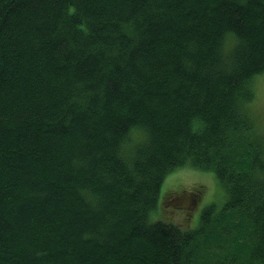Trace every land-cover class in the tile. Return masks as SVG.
I'll return each instance as SVG.
<instances>
[{
    "label": "trees",
    "instance_id": "trees-1",
    "mask_svg": "<svg viewBox=\"0 0 264 264\" xmlns=\"http://www.w3.org/2000/svg\"><path fill=\"white\" fill-rule=\"evenodd\" d=\"M263 74L264 0H0V264H264Z\"/></svg>",
    "mask_w": 264,
    "mask_h": 264
},
{
    "label": "rangeland",
    "instance_id": "rangeland-1",
    "mask_svg": "<svg viewBox=\"0 0 264 264\" xmlns=\"http://www.w3.org/2000/svg\"><path fill=\"white\" fill-rule=\"evenodd\" d=\"M255 89L256 100L253 105L252 115L259 130L264 131V74L255 80ZM175 183L179 184V186H185L186 192H189L192 189L197 190L196 187H200L202 191V198L200 199L198 207H196L190 214L187 213L189 209L187 207L181 212H178V209L171 212L170 217H172L174 221L186 223V228L192 229L197 226L200 212L206 206L214 205L219 209L224 203V190L214 178L213 174L211 172L195 169H183L167 176L160 188L159 203L167 189L172 187ZM172 205L178 208L181 204L175 203ZM170 209L171 208H169V210ZM161 214L165 216L166 211H161Z\"/></svg>",
    "mask_w": 264,
    "mask_h": 264
}]
</instances>
